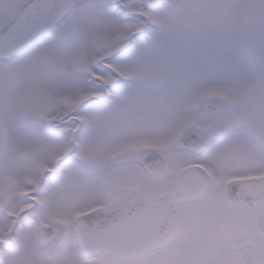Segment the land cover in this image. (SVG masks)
I'll list each match as a JSON object with an SVG mask.
<instances>
[{"label":"snow or ice","instance_id":"6c2138e0","mask_svg":"<svg viewBox=\"0 0 264 264\" xmlns=\"http://www.w3.org/2000/svg\"><path fill=\"white\" fill-rule=\"evenodd\" d=\"M25 241L264 264V0H0V264Z\"/></svg>","mask_w":264,"mask_h":264},{"label":"clouds","instance_id":"9594fccd","mask_svg":"<svg viewBox=\"0 0 264 264\" xmlns=\"http://www.w3.org/2000/svg\"><path fill=\"white\" fill-rule=\"evenodd\" d=\"M9 264H44V260L42 255L37 253L35 243L25 241L21 252L12 257ZM55 264H71L70 255L67 253L57 255Z\"/></svg>","mask_w":264,"mask_h":264},{"label":"rangeland","instance_id":"374dc122","mask_svg":"<svg viewBox=\"0 0 264 264\" xmlns=\"http://www.w3.org/2000/svg\"><path fill=\"white\" fill-rule=\"evenodd\" d=\"M246 55H249L250 56L251 54L250 53H247Z\"/></svg>","mask_w":264,"mask_h":264}]
</instances>
